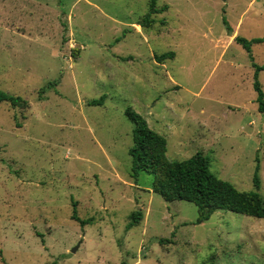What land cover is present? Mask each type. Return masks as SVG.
<instances>
[{
	"label": "rangeland",
	"instance_id": "1",
	"mask_svg": "<svg viewBox=\"0 0 264 264\" xmlns=\"http://www.w3.org/2000/svg\"><path fill=\"white\" fill-rule=\"evenodd\" d=\"M151 3L0 0V92L26 103H0V264H264V220L215 211L196 225L193 204L134 181L126 116L169 160L202 153L264 198V41H236L264 39V0Z\"/></svg>",
	"mask_w": 264,
	"mask_h": 264
},
{
	"label": "trees",
	"instance_id": "2",
	"mask_svg": "<svg viewBox=\"0 0 264 264\" xmlns=\"http://www.w3.org/2000/svg\"><path fill=\"white\" fill-rule=\"evenodd\" d=\"M154 0L150 6V13L155 12ZM156 13V12H155ZM142 26L144 25L141 24ZM140 26V25H139ZM247 52H250L252 43L263 42L264 39H255L250 42L236 38ZM168 56H173L170 53ZM165 56H162L164 58ZM264 68H257L262 70ZM253 89L256 93L258 110L264 113V91L261 84L255 80ZM8 101L12 107L26 106L21 98L10 97L0 92V103ZM91 101L90 105H99ZM126 116L133 124L132 146L128 154L131 159V177L137 181L139 173L145 172L153 176L152 192L161 196L166 202L186 201L193 204L198 212L195 220L200 225L215 211L231 212L254 219L264 220V198L257 192H241L227 181L215 177L209 172V161L197 152L192 157L182 161H171L167 158L166 140L150 130L146 121L139 114L128 109ZM259 165L257 163L252 178L256 190L260 187ZM73 219L78 220L75 216ZM141 213H133L132 222L128 227L139 223ZM82 225L86 222H81Z\"/></svg>",
	"mask_w": 264,
	"mask_h": 264
},
{
	"label": "crops",
	"instance_id": "3",
	"mask_svg": "<svg viewBox=\"0 0 264 264\" xmlns=\"http://www.w3.org/2000/svg\"><path fill=\"white\" fill-rule=\"evenodd\" d=\"M136 27H138V26H136ZM137 29H139V27Z\"/></svg>",
	"mask_w": 264,
	"mask_h": 264
},
{
	"label": "water",
	"instance_id": "4",
	"mask_svg": "<svg viewBox=\"0 0 264 264\" xmlns=\"http://www.w3.org/2000/svg\"><path fill=\"white\" fill-rule=\"evenodd\" d=\"M75 250H73L72 252H74Z\"/></svg>",
	"mask_w": 264,
	"mask_h": 264
}]
</instances>
